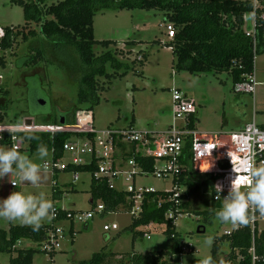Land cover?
Segmentation results:
<instances>
[{
	"label": "rangeland",
	"instance_id": "rangeland-1",
	"mask_svg": "<svg viewBox=\"0 0 264 264\" xmlns=\"http://www.w3.org/2000/svg\"><path fill=\"white\" fill-rule=\"evenodd\" d=\"M61 1L63 0H46V6ZM252 23L253 15L246 14L243 30L250 28ZM24 25L22 8L14 0H0V32L6 27ZM31 25L38 32L36 37L27 41L18 40L10 49L0 50V57H3L5 63L4 68L0 67V84L7 91V106L0 127L13 129L72 127L76 122L75 115H88L89 112L86 111L88 107L86 104L77 105L78 83L74 77H69L57 60L68 61L65 54L73 60L77 54L73 49L66 51L65 54L58 53L56 48H52L50 42L39 34V27L34 23ZM165 26L163 13L158 10H123L105 12L94 17V40L117 42V45L111 46L110 49L116 60L126 63L130 69L124 73L123 68L114 70L109 64L106 65L107 73L114 76L98 80L99 83H103L104 91L100 92L99 103L91 111L90 123L87 121L86 124H90L96 132L109 127L122 129L133 126L138 130L163 133L173 122L181 127L184 122L173 121L171 114L172 90L176 89L182 96L193 101L195 108L192 116L195 118V130L200 136L237 132L251 120L253 114L257 125L264 127V53L255 56L254 95L236 93L233 91L232 79L226 72L193 75L186 71H176L174 68L176 59L171 48L165 45L171 40L167 37ZM105 51L99 44L93 46L95 55ZM37 53H42L45 59L37 64L19 66L22 59ZM145 56L144 65L140 67L137 61L139 58L144 60ZM60 118H63L65 125L60 123ZM26 122L29 124H25ZM81 124L84 123L79 125ZM74 135L76 136L70 141H77L76 137H82L83 134L77 132ZM77 143L82 146L87 140L78 139ZM0 146L9 148L2 144ZM20 153L41 165L45 162L51 163L53 160L49 152L45 160L40 161L36 157V152L29 151L26 143L22 144ZM121 153L112 155L120 160L130 151ZM79 158L83 164L91 160L88 153L81 154ZM71 159L72 155L65 152L57 160L71 163ZM105 166L107 167L108 163ZM40 175L41 180L37 185L20 181L14 174L0 178V200L6 199L14 191L25 195L43 193L55 207L63 210L77 211L81 214L96 210V208L92 210L94 207L89 202L88 174H80L78 181L73 185H70L73 176L70 170L52 174L42 169ZM204 179L205 176L194 173L187 184L180 187L181 193L195 187H198V190L187 197L186 208L181 209L174 221L175 231L181 239L184 251L172 256L173 264H182V259L186 264H191L193 260L211 256L212 245L217 237L221 236L224 230L233 227L231 223H220L213 216L206 220L202 219V212L209 211L212 205L210 190L202 185ZM12 182L17 184L16 188L11 187ZM114 183L116 187L122 189L134 186L136 189L152 188L154 191H169L173 186L171 177L158 179L152 176L147 178L137 176L134 181H126L125 177H121L120 181ZM52 184L62 191L61 195L53 197ZM98 204L97 202L96 205ZM51 222V219H45L42 224ZM131 222V213L97 212L87 223L74 220L72 225L75 239L72 244L68 234L71 223L57 221L55 226L63 230V236L58 241L60 248L52 254L28 240L22 241L17 247L40 250L34 254L32 264H79L102 251L111 252L113 264H120L133 254L171 250V241L163 233L164 225L151 224L131 231ZM87 224L88 228L85 230L83 227ZM10 225L22 226L19 222H8L0 218V230H8ZM199 226L204 228V233H197ZM258 228L264 229V221L259 223ZM143 233H147L149 237H145ZM207 237L213 238L211 246L205 243ZM15 256V253H0V264H9L10 258Z\"/></svg>",
	"mask_w": 264,
	"mask_h": 264
},
{
	"label": "trees",
	"instance_id": "trees-1",
	"mask_svg": "<svg viewBox=\"0 0 264 264\" xmlns=\"http://www.w3.org/2000/svg\"><path fill=\"white\" fill-rule=\"evenodd\" d=\"M262 1V0H261ZM24 14L25 25L22 27H6L2 29L0 37V50L10 49L18 40L27 41L37 36L38 32L32 28L31 23L39 27V34L50 42L52 48L58 53L65 54L73 49L77 54L73 60L69 55L65 59H59L69 77H74L78 83L76 92L77 105L86 104L89 113L99 103L100 92L104 91L100 78L110 79L113 74L106 71L109 64L114 70L124 69V73L130 69L129 65L116 60L110 47L117 45L115 41L97 42L93 36V19L97 14L105 12H119L123 10H158L163 13L164 23L172 24L174 37L165 45L171 48L176 59L174 68L176 71H186L189 74H216L226 72L232 79L233 86L246 80L248 75L254 72V54L251 40L243 30V17L252 11L249 1L239 0H63L57 4L46 6V0H33L24 2L14 0ZM259 29V35L261 36ZM259 37L256 55L264 53V43ZM99 44L106 51L99 55L93 52V46ZM45 59L42 53L21 60L19 66L37 64ZM146 56L138 59L137 64L142 67ZM136 61H134V64ZM0 67L4 68L3 57H0ZM7 91L0 84V122L3 120V112L7 106ZM61 119V118H60ZM195 118L192 114L187 120V127L195 129ZM85 120L80 121L84 123ZM133 123V120L131 121ZM80 123H74L77 125ZM65 125V122H64ZM23 143H26L31 153L36 152L39 144L47 145L49 152H53L55 160L63 156L62 146L76 135L69 132H44L18 133ZM90 139L93 135H86ZM28 137H33L28 139ZM80 137V136H79ZM2 145L8 146L9 134H3ZM21 152V151H20ZM185 153L189 155L187 150ZM137 165L145 171L153 169V159H143L134 156ZM184 170L179 175L172 177L173 187L180 188L186 185L192 174L195 173L189 156L183 161ZM70 171L75 173L94 174L97 171L96 160L93 159L88 165L77 167L70 166ZM55 176L52 177V181ZM213 178L206 177L202 185L207 186L211 193L212 205L209 211L202 212V219L215 217V212L222 207V201H213L212 190ZM71 185V184H70ZM53 197L61 195L56 185L52 184ZM198 190V187L181 193L173 199V191H153L143 194L141 211L132 215L130 224L131 231L138 227L151 224L164 225L163 233L171 241V250L168 252H148L133 254L120 264H173L172 256L184 251L181 239L175 231L174 221L181 209L187 205V197ZM89 194L92 207L101 203L104 207L102 214L125 212L129 213L133 205L134 196L126 191L111 189L105 178L91 177ZM177 201L175 203L174 201ZM58 211L57 219L51 224H42L38 231H33L30 226L10 225L8 230H0V253H15L10 258L9 264H32L33 256L40 250L31 248L20 249L17 246L25 240L31 241L41 247L47 239L50 231L54 230V222L65 219V214L71 210H63L55 207ZM93 208V209H94ZM171 211L172 218L167 214ZM220 222V221H219ZM221 223V222H220ZM85 230L88 224L83 227ZM200 231L204 229L200 226ZM73 227L70 225L69 233ZM146 233H143L145 235ZM199 234H202L199 232ZM75 235L70 237L72 244ZM253 248V253L250 250ZM54 252H51V254ZM211 257L219 264L220 260L225 264H264V229L254 236L250 225L240 226L230 235L217 237L212 245ZM253 257L255 258L253 260ZM111 252L95 253L87 261L79 264H113ZM122 261V260H121ZM199 260H193L191 264H197Z\"/></svg>",
	"mask_w": 264,
	"mask_h": 264
},
{
	"label": "built area",
	"instance_id": "built-area-1",
	"mask_svg": "<svg viewBox=\"0 0 264 264\" xmlns=\"http://www.w3.org/2000/svg\"><path fill=\"white\" fill-rule=\"evenodd\" d=\"M249 1L252 5L253 23L247 30H244L252 43L254 61L256 56L257 44L260 41L264 43V0H239ZM249 14V13H248ZM246 16V15H245ZM245 16L243 17V23ZM167 37L172 39L174 37V28L172 24L166 23ZM261 30V36L259 35ZM2 36V29L0 37ZM141 59V58H139ZM255 77L254 72L248 75L246 80L236 83L233 86V91L236 93H246L254 95L255 93ZM172 109L171 114L173 121L180 120L184 122L181 127H178L174 122L167 131L157 133L150 130H138L133 126L127 128H106L99 132L94 131L90 124H77L65 129L62 127H40V128H1L0 127V143L3 139V134H9V148H15L19 152L22 150L23 141L18 133L27 132H44L54 134L55 132H69L76 134H83L78 139H86L87 143L82 146L77 141H67L62 146L63 155L65 152L72 155L71 163H62L53 158L51 163H47V170L54 174L55 172L68 171L69 167H77L88 165L93 159L96 160L97 171L94 174L86 173L91 177H102L107 179L108 185L111 189L117 191H126L131 193L133 198V205L129 210L131 215H137L141 211V200L143 194L153 192L152 188H138L128 186L126 189L116 187L114 182L120 181L121 177H125L126 181H134L137 176L147 178L152 176L158 179H164L179 175L185 168L183 161L188 158L195 173L212 177V190L214 191L213 201L224 202V197L231 188L232 183H238L242 190L247 188V173L244 171L245 163L250 159L254 161L256 166L264 165V127L257 125L254 114L251 120L246 123L237 132L213 133L207 136H200L195 129L187 127V120L190 114L194 111V103L186 96H182L176 89L172 90ZM88 134L93 135L90 139ZM185 150L189 153L186 154ZM125 158H114L112 153H127ZM53 157V152H50ZM88 153L90 155V162L83 164L79 158L81 154ZM123 154V153H121ZM134 156H140L143 159H153L154 165L151 172L145 171L141 166L137 165ZM125 160V161H124ZM102 163L101 165H99ZM108 163L106 167L105 164ZM71 185L78 181L80 174L73 172ZM13 183V182H12ZM11 183V187L14 186ZM15 187L17 184L15 183ZM55 185V184H54ZM220 189V191H219ZM169 191H173V199L178 198L181 194L180 188L173 187ZM219 196V199L216 197ZM177 203V201H174ZM138 205V206H137ZM95 211H89L84 214L77 211H68L65 214V219L62 221H69L72 225L74 220L87 223L94 216V213L103 212L104 207L101 203L95 206ZM94 208V209H95ZM92 209V210H94ZM58 211L55 208V216L51 220L57 219ZM168 218L173 217L171 211L167 214ZM264 221L259 213H255V219L251 220L249 225L251 233L254 236L255 231L259 233L258 228L260 222ZM52 223V222H51ZM54 225V230L50 231L47 239L41 246L44 251L51 253L60 248L58 241L63 236V230ZM73 227V225H72ZM240 227V226H239ZM239 227L233 226L230 230H224L222 235H230L237 231ZM70 228V227H69ZM106 229V227H104ZM68 234L71 237L75 235V231ZM145 237H149L146 233ZM253 253V248L250 250ZM255 258L253 257V260Z\"/></svg>",
	"mask_w": 264,
	"mask_h": 264
},
{
	"label": "clouds",
	"instance_id": "clouds-1",
	"mask_svg": "<svg viewBox=\"0 0 264 264\" xmlns=\"http://www.w3.org/2000/svg\"><path fill=\"white\" fill-rule=\"evenodd\" d=\"M32 138L28 137V139ZM48 155L47 145L39 144L36 149L37 159L44 161ZM42 169L47 170L46 162L43 165L38 164L15 148L0 146V178L14 174L20 181L37 185L41 180ZM244 171L247 173L246 190H242L238 183H232L224 197L222 207L215 212L216 219L221 223H231L239 227L248 225L255 219L257 212L264 217V165L256 166L250 159L245 163ZM12 185L15 187V182ZM216 198L219 199V196ZM54 216V205L43 193L25 195L14 191L6 199L0 200V218L30 226L33 231H38L45 219H52ZM205 243L211 246L213 238L207 237ZM182 264H186L183 259ZM197 264H217V262L208 256L199 260ZM219 264H225V261L220 260Z\"/></svg>",
	"mask_w": 264,
	"mask_h": 264
},
{
	"label": "water",
	"instance_id": "water-1",
	"mask_svg": "<svg viewBox=\"0 0 264 264\" xmlns=\"http://www.w3.org/2000/svg\"><path fill=\"white\" fill-rule=\"evenodd\" d=\"M87 117H88V118L84 121V123H86L87 121H88V123H90L91 113H88ZM60 123H61L62 125L64 124V120H63V118L60 119ZM25 124H29V122H26ZM199 228H200V226L197 227V233H198V234H199V232L204 233V229H202V230L200 231Z\"/></svg>",
	"mask_w": 264,
	"mask_h": 264
},
{
	"label": "flooded vegetation",
	"instance_id": "flooded-vegetation-1",
	"mask_svg": "<svg viewBox=\"0 0 264 264\" xmlns=\"http://www.w3.org/2000/svg\"><path fill=\"white\" fill-rule=\"evenodd\" d=\"M75 118H76V121H83V120H85L86 119V117H85V115H80V116H78V115H75ZM65 122V121H64Z\"/></svg>",
	"mask_w": 264,
	"mask_h": 264
},
{
	"label": "crops",
	"instance_id": "crops-1",
	"mask_svg": "<svg viewBox=\"0 0 264 264\" xmlns=\"http://www.w3.org/2000/svg\"><path fill=\"white\" fill-rule=\"evenodd\" d=\"M117 43V42H116ZM85 117H86V119H87V115H85ZM76 121V120H75ZM81 123V122H79V121H76L75 123ZM263 127V126H262ZM13 188H16V187H13Z\"/></svg>",
	"mask_w": 264,
	"mask_h": 264
}]
</instances>
